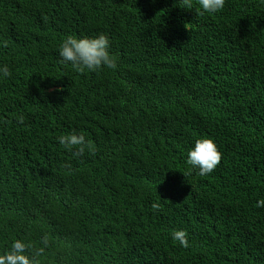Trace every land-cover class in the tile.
Returning <instances> with one entry per match:
<instances>
[{
	"label": "trees",
	"instance_id": "16d2710c",
	"mask_svg": "<svg viewBox=\"0 0 264 264\" xmlns=\"http://www.w3.org/2000/svg\"><path fill=\"white\" fill-rule=\"evenodd\" d=\"M198 7L0 0V254L23 239L39 264H264V0ZM101 33L116 69L59 62L67 36ZM71 131L94 151L63 149ZM202 137L222 159L188 174Z\"/></svg>",
	"mask_w": 264,
	"mask_h": 264
},
{
	"label": "clouds",
	"instance_id": "9594fccd",
	"mask_svg": "<svg viewBox=\"0 0 264 264\" xmlns=\"http://www.w3.org/2000/svg\"><path fill=\"white\" fill-rule=\"evenodd\" d=\"M226 0H198V11L200 14H215L223 10ZM185 8L193 7V0H183ZM111 42L109 37L98 34L93 37L67 36L58 46L60 63L70 65L77 72H95L103 69H116L118 67L116 57L111 53ZM11 76L9 67L0 65V79ZM59 91V89L57 90ZM17 123L24 122V115L19 114L15 117ZM57 142L74 156H82L86 151H94L91 140L86 139L83 132L71 131L57 137ZM222 153L218 145L212 138H199L195 141L194 147L189 149L186 158L187 173L196 171L199 175L210 174L220 163ZM257 208H264V198L256 201ZM153 204V208H157ZM173 240L178 241L182 247H188L189 241L184 230H174L171 233ZM46 242V241H45ZM34 245L30 241L14 239L10 247L0 254V264H39L35 254L31 253ZM43 251V249H40Z\"/></svg>",
	"mask_w": 264,
	"mask_h": 264
}]
</instances>
